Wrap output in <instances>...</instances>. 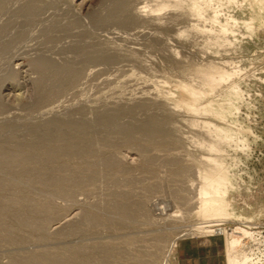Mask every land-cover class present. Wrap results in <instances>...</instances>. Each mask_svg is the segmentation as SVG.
<instances>
[{
	"label": "rangeland",
	"instance_id": "obj_1",
	"mask_svg": "<svg viewBox=\"0 0 264 264\" xmlns=\"http://www.w3.org/2000/svg\"><path fill=\"white\" fill-rule=\"evenodd\" d=\"M0 128V148L57 145L56 175L74 180L6 189L49 207L42 231L6 212L0 264L70 249L88 264H264V0H0Z\"/></svg>",
	"mask_w": 264,
	"mask_h": 264
},
{
	"label": "bare ground",
	"instance_id": "obj_2",
	"mask_svg": "<svg viewBox=\"0 0 264 264\" xmlns=\"http://www.w3.org/2000/svg\"><path fill=\"white\" fill-rule=\"evenodd\" d=\"M120 2H122V4H124L123 1H120ZM115 10L122 11V8H120V6H118V7H116ZM71 68H72L71 65H67V66H64V67L62 66L59 69V71L57 72V77L54 80V84H55L54 88L48 92L49 96H50L48 98V100L51 97H53L54 94H58L61 91V88H63V87H61V86H63L62 83L67 81L69 79V77L71 75H73V73L74 74L78 73V71L74 72L73 69H71ZM79 72H81V71H79ZM45 77H47V76H45ZM47 78L42 77V79L39 81V86H42L43 83L46 86L45 79H47ZM44 87H42L43 90H44ZM61 92H63V91H61ZM44 100H46V99H44ZM105 118H107V116L102 117L103 120H105ZM106 120H110V119L108 118ZM65 126L67 128L66 131L74 129L73 127H71L73 125L65 124ZM74 127H77V125L75 126V124H74ZM62 128H64V127H62ZM52 135H55V134H52ZM66 135H67V133H66ZM70 135H72V134H70ZM10 137H12V136H10ZM40 139H43V138H40ZM58 139H60V137ZM68 140H69V138L67 139V141ZM16 141H17V138H16ZM35 141H37V140L34 139V142ZM69 142H70V140H69ZM60 143H62V141ZM87 143H85V144H87ZM16 144L17 145H14V147L12 149H8V147L0 148V232H1V230L5 229V231H7V234L10 235L9 240L12 239L13 237L11 235V229H10V227L8 226V224H7L6 220H5L6 219V217H5L6 212H10V211L14 212V211H16L15 215H16V219H17L19 225H21V226L22 225H28V226L33 227L34 229H38V230L42 231L44 229V224L46 222L44 223V221L39 220V217H40V214H42L44 212V210H46V212H47V209H48L49 205H46V206L45 205H40L41 203H39V202H38L39 204H35L37 202L33 198L32 199L35 201V203L32 202V200L29 197H26V196H23V197H20V198L5 197L4 196V194H5L4 192L6 191V189L8 191V189H13L14 190V189L18 188V189H21L22 191L25 190V192L26 191L28 192V191H30L29 189H32L33 187H35L34 185L36 183L40 182L43 186H45V188H47L46 186H54L55 187L54 189L57 192H62L63 193V190L65 189V186L68 183L74 182V180L68 179L69 177L65 178V177H59V176L56 175V171H58L57 170V166L58 165L57 166L55 165L56 167H54L52 164H54V160H55V158L58 155L59 150H60L59 148H57V145L53 146V147L50 146V149L49 150L47 149L48 151H46V154H47L46 157H39L40 155H38V157H37V156L34 155V153H32V148L33 147L35 148V146L32 147V146H29V144H28V146H26L24 144V142H23L24 145H22V143L21 144L16 143ZM66 144H68V143H64L63 145L67 146V148H68V145H66ZM38 146H40V144ZM70 148L72 149L71 151H73V152L74 151L75 152H83L84 151L83 148L81 147L80 143L76 144L75 142H72ZM60 151L62 153V149ZM85 151H86V149H85ZM81 156L82 155L80 154V157ZM83 156L85 157V155H83ZM112 161L113 160H106L105 164L112 165L113 164ZM32 163L40 164L43 168L46 169V171L45 172H41L36 167H32L31 166ZM16 165L21 166L20 167L21 169L19 171H17V172L13 171V168ZM59 167H61V165ZM64 168H63V170H64ZM12 172H13V174H12ZM69 174H68V176H69ZM58 175H62V174L59 173ZM75 181H76V177H75ZM15 193H16V191H15ZM121 202H123V201H121ZM42 204H44V203H42ZM131 207L132 206L130 205L129 202L128 203H117L116 207L114 209L117 210L116 214H118L117 212L120 213L121 216L118 214L119 217H122L123 220L124 219L127 220V219H129V217H131V212H132V208ZM48 213H49V211H48ZM118 219L114 220V222L118 221ZM86 220H90L89 222L92 221L93 223H97L96 216L94 217L92 215H88L87 214L86 215ZM120 220H121V218H120ZM76 226H75V228L74 227L73 228L69 227L70 229L67 232L68 233L69 232H71V233L75 232V230L77 228ZM71 233H70V235H71ZM13 240L14 239H12V241ZM115 249L116 248H113V247H105V249H104L105 250V253H104L105 258H108L110 260H112V258L114 259L115 255H117V252H116ZM69 251L70 252H68V253H70V254H68V253L64 254L63 253L64 255L61 252L60 253L59 252L55 253V252L52 251L53 252L52 253L51 251L50 252L46 251V252H43V253H29V254H25L23 256H16L13 259V264H70V262H72L74 264H88L91 261L90 258L92 256H90L91 253H87L88 251H84V253L82 255H79L78 251L74 250V249L72 251L70 249ZM66 254H68V255H66ZM110 262L111 261L108 262L107 260L102 259V262H99V264H108Z\"/></svg>",
	"mask_w": 264,
	"mask_h": 264
},
{
	"label": "crops",
	"instance_id": "obj_3",
	"mask_svg": "<svg viewBox=\"0 0 264 264\" xmlns=\"http://www.w3.org/2000/svg\"><path fill=\"white\" fill-rule=\"evenodd\" d=\"M227 264H228V260H227Z\"/></svg>",
	"mask_w": 264,
	"mask_h": 264
}]
</instances>
